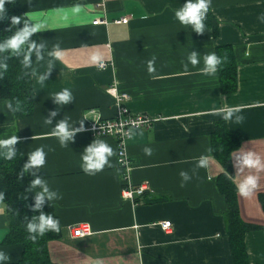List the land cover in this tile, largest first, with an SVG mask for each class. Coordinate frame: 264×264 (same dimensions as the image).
<instances>
[{"label":"crops","instance_id":"0c3cea01","mask_svg":"<svg viewBox=\"0 0 264 264\" xmlns=\"http://www.w3.org/2000/svg\"><path fill=\"white\" fill-rule=\"evenodd\" d=\"M185 0H15L16 7L44 45L43 59L32 57V113L18 118L0 100V139L17 137L22 165L37 147L45 150V164L38 170L60 199L49 202L59 221L60 237L48 243L52 264H233L226 232L225 199L218 189L223 174L211 150V135L218 122L240 138L238 149L250 150L264 165V0H210L209 11L217 23L192 33L174 19ZM127 18L125 25L114 24ZM106 24L92 25L97 20ZM59 45L58 59L49 57ZM230 46L236 68V88L222 94L218 71L208 76L187 63L189 51L199 57ZM95 55L97 59L92 60ZM155 57L149 72L148 62ZM51 59V64L49 60ZM105 63L104 69L98 68ZM35 69L36 75L32 73ZM48 73L44 81L38 75ZM68 88L73 101L56 106L51 96ZM110 90L130 97L132 114L158 117L149 128L131 131L127 141L129 171L116 163V144L108 137L91 138L77 132L61 147L46 125L48 113L58 110L53 124L65 118L84 129L94 118L112 119L117 108ZM234 115L224 120V111ZM242 116L235 122V116ZM93 139L111 146L110 165L94 175L80 167V154ZM151 149L145 155L143 148ZM231 153L232 182L236 189L235 153ZM206 165L197 167L200 156ZM1 161V157H0ZM188 173L183 183L178 175ZM25 174L27 195L34 200L33 177ZM245 174L258 177L249 197L236 191L240 220L259 230L247 232L243 244L247 264H264V168ZM144 186L143 196L132 201L123 196L125 186ZM151 204L145 200H157ZM47 203V202H46ZM5 205L0 202V251L7 264L21 259L19 245H6ZM170 222L164 232L160 224ZM87 224L91 234L72 238L70 228Z\"/></svg>","mask_w":264,"mask_h":264},{"label":"trees","instance_id":"16d2710c","mask_svg":"<svg viewBox=\"0 0 264 264\" xmlns=\"http://www.w3.org/2000/svg\"><path fill=\"white\" fill-rule=\"evenodd\" d=\"M17 18L20 22L12 24L11 19ZM31 25L25 15L16 7L15 0H4L3 11L0 12V42L6 40L16 31L22 29L25 24ZM204 29H210L217 36V23L210 14L209 8L204 19ZM190 28V27H189ZM29 42L41 45L36 35L30 37ZM27 47V45H25ZM44 48H41L43 52ZM23 52L20 55L8 52L0 53V63L7 65L6 70H0V100L10 102L12 112L18 118L28 117L32 113L33 89L32 80L28 69L23 67ZM215 55L221 59L217 66L220 90L222 94L233 93L236 88V68L230 46H219L215 49ZM241 140L235 134L226 129L224 122H218L214 126L211 135V150L213 157L224 171L218 177V189L225 199L226 232L230 244L233 264H247L243 239L247 232L259 230L258 227L243 223L238 214L236 204V189L232 182L231 153L238 149ZM16 155L7 160L1 157L0 161V202L5 205V218L8 233L4 239L6 245H19L22 248L21 259L14 264H52L47 250V245L60 237V227L56 232H46L35 240L29 238L26 224L32 216L38 215V211L32 210L34 200L27 195L25 174H22V157L17 146ZM259 203L264 211V195L259 196ZM157 200H145L144 203L161 202ZM40 211L45 214L53 213L52 206L45 203Z\"/></svg>","mask_w":264,"mask_h":264},{"label":"clouds","instance_id":"9594fccd","mask_svg":"<svg viewBox=\"0 0 264 264\" xmlns=\"http://www.w3.org/2000/svg\"><path fill=\"white\" fill-rule=\"evenodd\" d=\"M4 0H0V12L3 11ZM210 0H185L184 4L174 11V19L181 26H189L192 33L201 34L204 33V19L208 11ZM258 19L264 20V14H261ZM20 21L17 18H12L11 23L17 24ZM39 25L25 24L22 29L16 31L9 36L6 40L0 42V53L8 52L10 54L20 55L23 52V67L31 68L32 57L35 56L36 61L43 59L41 48L43 44L37 46L34 42H29L30 37L34 35L38 30ZM27 45V47H25ZM49 57L58 59L61 55V49L59 45H55L52 52L48 53ZM97 57L92 56V60L95 61ZM203 61V66L199 69L200 72L213 76L216 73L217 66L221 63V59L214 53H209L202 58L196 51H189L186 58L187 63L184 64L185 70L188 65L195 67L200 61ZM155 57L148 62V71H153L151 67ZM51 64V59L49 60ZM7 65L0 63V70H6ZM32 73L36 75L35 69H32ZM48 73L38 75L40 81H44ZM52 102L56 106H65L73 101V95L70 89L64 88L63 90L55 93L51 97ZM11 109V105H8ZM15 110V109H12ZM57 108L55 111L48 113V116L44 118L46 125L52 124L51 135L57 139V142L61 147L68 146L72 142L73 136L82 131L81 128L73 127L69 121L62 118L53 124V118L57 115ZM234 112L232 108H227L224 111L223 119L230 120L233 118ZM243 119L242 116L236 115L235 122H240ZM17 137L11 135L6 139H0V157L11 160L16 155ZM145 155L151 154V149L148 147L143 148ZM113 155V150L103 140L93 139L80 154V167L85 174L94 175L100 172L105 166L110 165V157ZM206 157L200 156L197 162V167H204L206 165ZM45 164V150L43 146L37 147L34 151L27 155L26 162L23 164L22 174L28 173L33 177L30 183V187L37 189L34 194V203L31 206L32 210L38 211L39 214L32 216L26 224V231L30 234L29 238L35 240L38 236H43L46 232H56L59 230V221L55 219L51 214H45L40 211L42 206L49 204L54 200L60 199V196L56 190L50 189L48 183L38 175V170ZM236 169L235 177L236 191L241 197H249L253 194L257 188L258 177L253 174H245L248 170H255L259 172L264 165L261 163V159L258 155L250 150L237 149L235 153ZM181 178V187L184 182H187L190 177L187 172L180 171L178 174ZM2 199V194H0ZM9 260V254L4 251H0V264H7Z\"/></svg>","mask_w":264,"mask_h":264},{"label":"built area","instance_id":"2783aa9c","mask_svg":"<svg viewBox=\"0 0 264 264\" xmlns=\"http://www.w3.org/2000/svg\"><path fill=\"white\" fill-rule=\"evenodd\" d=\"M128 23L127 18H122L114 21V24L125 25ZM106 24L104 20L97 19L92 25ZM105 63H100L98 68L104 69ZM114 98L115 106L117 108V116L112 119L94 118L88 122L82 130L91 138L108 137L112 138L116 144V163L117 166L124 170L129 171L130 162L127 155V141L130 139L131 131L136 129H145L151 127L153 124L160 121L158 117H149L144 114H132L128 110L127 104L130 97L125 93L117 94L114 90L109 91ZM145 191L144 186H125L123 189V196L127 199L134 200V197L143 196ZM170 222H163L160 224L164 232L170 230ZM72 238H81L91 234L90 227L87 224L76 225L69 230Z\"/></svg>","mask_w":264,"mask_h":264}]
</instances>
